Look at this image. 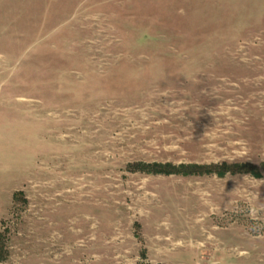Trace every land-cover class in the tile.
<instances>
[{
    "label": "rangeland",
    "instance_id": "obj_1",
    "mask_svg": "<svg viewBox=\"0 0 264 264\" xmlns=\"http://www.w3.org/2000/svg\"><path fill=\"white\" fill-rule=\"evenodd\" d=\"M0 235V264H264V0H0Z\"/></svg>",
    "mask_w": 264,
    "mask_h": 264
},
{
    "label": "trees",
    "instance_id": "obj_2",
    "mask_svg": "<svg viewBox=\"0 0 264 264\" xmlns=\"http://www.w3.org/2000/svg\"><path fill=\"white\" fill-rule=\"evenodd\" d=\"M136 170L147 172L150 174H164V175H202V174H212L217 173L219 175H224L227 173L237 174V173H250L255 177H261V172L249 165H227L224 164L221 167H202V166H180L174 167L172 165H135ZM133 168V166H132ZM1 238V235H0ZM1 251V250H0Z\"/></svg>",
    "mask_w": 264,
    "mask_h": 264
}]
</instances>
